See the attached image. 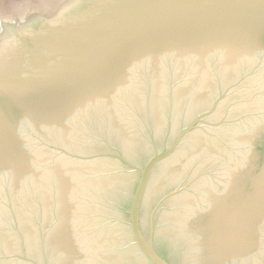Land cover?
Returning <instances> with one entry per match:
<instances>
[{
    "label": "water",
    "instance_id": "1",
    "mask_svg": "<svg viewBox=\"0 0 264 264\" xmlns=\"http://www.w3.org/2000/svg\"><path fill=\"white\" fill-rule=\"evenodd\" d=\"M0 264H264V0H0Z\"/></svg>",
    "mask_w": 264,
    "mask_h": 264
}]
</instances>
